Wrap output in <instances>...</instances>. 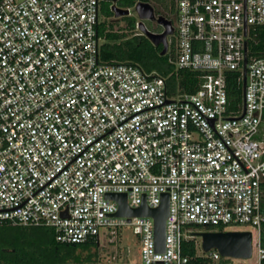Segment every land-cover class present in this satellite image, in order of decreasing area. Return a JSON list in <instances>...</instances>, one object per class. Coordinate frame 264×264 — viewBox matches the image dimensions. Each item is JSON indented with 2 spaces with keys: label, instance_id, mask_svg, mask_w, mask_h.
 <instances>
[{
  "label": "built area",
  "instance_id": "built-area-1",
  "mask_svg": "<svg viewBox=\"0 0 264 264\" xmlns=\"http://www.w3.org/2000/svg\"><path fill=\"white\" fill-rule=\"evenodd\" d=\"M102 2L0 0V225L50 227L64 244L133 226L143 264H189L193 239L219 263L191 227H245L264 264V56H248L244 86L264 0H174L173 62L202 75L195 93H172L136 64L103 63ZM231 73L243 85L237 109ZM109 194L131 208L169 195L164 251L155 220L115 216Z\"/></svg>",
  "mask_w": 264,
  "mask_h": 264
},
{
  "label": "trees",
  "instance_id": "trees-1",
  "mask_svg": "<svg viewBox=\"0 0 264 264\" xmlns=\"http://www.w3.org/2000/svg\"><path fill=\"white\" fill-rule=\"evenodd\" d=\"M139 1L145 2L144 0H118L117 6L122 9H132ZM168 1L170 2V11H167L164 6L152 5L157 8L158 14L172 19V16L175 15V3L174 0ZM111 5L112 2H102L99 26V34L102 39L101 61L106 64L132 63L149 73L156 71V65L151 62V57L154 55L159 57L163 47H156L142 32L137 31L138 21L136 19L130 21L128 33L122 29L115 30L117 22L131 16H124L116 20ZM159 7L163 9L162 12L158 9ZM170 13L173 15L171 16ZM248 49L250 61L264 56V25L251 30ZM169 53L175 55L176 58L174 37L171 38ZM160 57L165 61L168 59L166 55ZM171 65H174L175 68H167L162 72L164 74L162 77L167 79L172 93H175L177 89L185 93H195L200 88L203 82L201 74L188 70H177L174 62ZM238 76L237 73H231L228 76V93L233 109H237L243 93V85L237 83ZM205 229L204 231L217 229L226 231L224 227H207ZM262 237L264 243V227ZM100 242L101 240L98 238L82 244H64L57 241L53 228L4 223L0 225V264H99L97 249ZM184 248L185 253L191 259L189 264H252L235 263L231 261V258H222L219 263H214L207 257L198 256L196 239L185 241ZM93 249L96 251L93 252Z\"/></svg>",
  "mask_w": 264,
  "mask_h": 264
},
{
  "label": "water",
  "instance_id": "water-1",
  "mask_svg": "<svg viewBox=\"0 0 264 264\" xmlns=\"http://www.w3.org/2000/svg\"><path fill=\"white\" fill-rule=\"evenodd\" d=\"M113 2L112 10L115 13V19L131 15L130 9H122L117 6L118 0H105ZM135 11L139 16V30L156 46H162V55H167L170 49V37L175 34V27L172 20L163 15L157 14L156 8L146 2H139ZM156 22L162 27L161 32H153L146 26V21ZM248 43H246V52ZM247 64L248 54L245 61V81L247 84ZM109 199L115 200L119 204V211L115 214L117 217L128 218L129 221L134 217H151L155 220V238L159 251L165 249L166 224L169 217L170 198L168 194L163 196V202L158 208H150L146 202L139 208H131L126 194H109ZM202 240V249L208 253L213 249L220 252L223 258H232L237 260H250L253 256V233L251 231H201L196 233Z\"/></svg>",
  "mask_w": 264,
  "mask_h": 264
},
{
  "label": "rangeland",
  "instance_id": "rangeland-1",
  "mask_svg": "<svg viewBox=\"0 0 264 264\" xmlns=\"http://www.w3.org/2000/svg\"><path fill=\"white\" fill-rule=\"evenodd\" d=\"M147 3H151L153 5H159L164 6L167 8V11H170V2L168 0H144ZM155 7V6H154ZM156 8V7H155ZM163 11L161 7L158 8ZM157 11V8H156ZM158 14V13H157ZM163 14V13H162ZM171 14V13H170ZM102 15V13H101ZM173 13L171 14V16ZM131 17L121 19V21L116 23L115 30L122 29L124 32L129 31V23L132 19H136L137 21H140L138 14L135 11V6L132 8L131 11ZM146 26L148 29H150L153 32H158L161 30V26L156 22L147 20ZM137 31L141 32L138 28ZM162 54H159L158 56H152L151 62L156 65V71L160 76H164L162 73L163 71L167 70V68H175L174 65H171L173 61H175V55L172 53H169L166 55L168 56V59L165 61L161 59ZM179 90V89H177ZM194 228L196 232H201L206 230L203 227H191ZM247 229L245 227H238V228H232L230 230H244ZM255 234V230H253ZM108 234L105 233L100 242V246L97 249L98 255H99V264H143L142 258L140 254V240L139 236L135 233V229L133 226H124L117 229L115 234ZM198 238V242L201 243V238ZM93 252L96 251V249L92 250ZM198 253L201 252V248H198ZM231 261L235 263H256V258L252 257L250 260H237V259H231Z\"/></svg>",
  "mask_w": 264,
  "mask_h": 264
},
{
  "label": "flooded vegetation",
  "instance_id": "flooded-vegetation-1",
  "mask_svg": "<svg viewBox=\"0 0 264 264\" xmlns=\"http://www.w3.org/2000/svg\"><path fill=\"white\" fill-rule=\"evenodd\" d=\"M161 31H162V27H161ZM161 31H160V32H161Z\"/></svg>",
  "mask_w": 264,
  "mask_h": 264
}]
</instances>
